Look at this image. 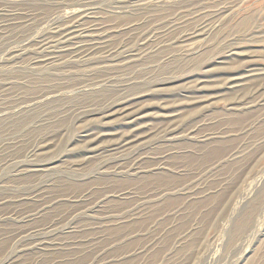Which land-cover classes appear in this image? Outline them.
<instances>
[{"label":"rangeland","instance_id":"rangeland-1","mask_svg":"<svg viewBox=\"0 0 264 264\" xmlns=\"http://www.w3.org/2000/svg\"><path fill=\"white\" fill-rule=\"evenodd\" d=\"M118 1L0 0V264H264V0Z\"/></svg>","mask_w":264,"mask_h":264},{"label":"bare ground","instance_id":"bare-ground-1","mask_svg":"<svg viewBox=\"0 0 264 264\" xmlns=\"http://www.w3.org/2000/svg\"><path fill=\"white\" fill-rule=\"evenodd\" d=\"M52 1V3H59V2H63L64 0H50ZM117 2V1H116ZM120 3H125V0H120L118 1ZM1 6V5H0ZM78 6V5H77ZM4 7V6H3ZM3 10V9H2ZM1 12V10H0ZM1 16V15H0ZM81 21L80 19L79 20H75L74 22H70L68 25L66 24V26L63 28H60L58 29V35L60 37V41H61V44L63 46H61V49L62 50H65V47L67 46L68 48H71V50H77L79 49L78 47H76V45H74V41H78V40H81L82 38V34L85 33V32H89V30L87 31V29H83L82 28V24L79 22ZM5 26V22L3 20H0V31L1 29ZM99 26V25H98ZM102 26V25H101ZM99 32V31H98ZM54 37V36H53ZM104 40V38H103ZM46 44V43H44ZM70 44V45H69ZM38 45V44H37ZM94 46V45H93ZM17 53V52H15ZM45 57V56H44ZM109 57V56H108ZM129 59V58H128ZM253 75V74H251ZM258 89V88H257ZM255 91V90H254ZM253 91V92H254ZM261 93V92H260ZM124 114L123 118L127 119L128 117H131L130 120L131 122L133 121H136L137 119H135V116L136 114L133 112L132 114L130 113H126V111H124L123 109H120V114ZM129 122V121H128ZM35 152V151H34ZM36 152H38L36 150Z\"/></svg>","mask_w":264,"mask_h":264}]
</instances>
